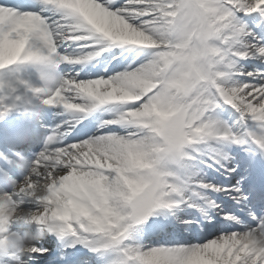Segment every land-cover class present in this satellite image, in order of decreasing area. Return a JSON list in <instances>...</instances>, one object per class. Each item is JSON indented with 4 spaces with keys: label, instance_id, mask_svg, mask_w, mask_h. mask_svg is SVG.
Masks as SVG:
<instances>
[{
    "label": "snow or ice",
    "instance_id": "1",
    "mask_svg": "<svg viewBox=\"0 0 264 264\" xmlns=\"http://www.w3.org/2000/svg\"><path fill=\"white\" fill-rule=\"evenodd\" d=\"M0 264H264V0H0Z\"/></svg>",
    "mask_w": 264,
    "mask_h": 264
}]
</instances>
